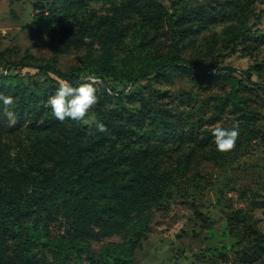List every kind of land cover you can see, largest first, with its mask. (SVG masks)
Segmentation results:
<instances>
[{
  "label": "trees",
  "instance_id": "1",
  "mask_svg": "<svg viewBox=\"0 0 264 264\" xmlns=\"http://www.w3.org/2000/svg\"><path fill=\"white\" fill-rule=\"evenodd\" d=\"M95 3L108 5L109 12L87 18L85 14ZM231 10L243 18L241 26L227 30L232 53H237L243 39L264 44V31L249 24L250 9L242 0L225 1L220 10L213 5L197 6L192 0H174L170 9L157 0H53L48 11H39L32 32L37 38L58 36L60 45L46 43L57 57L74 49L86 48L87 53L81 57L82 66L68 72L59 70L54 60L47 64L21 61L10 64L6 75L0 74V93L15 99L17 115L15 126L6 127L7 118L0 110V264L134 262L149 231L152 215L148 212L162 204L168 188L191 163L187 157L178 169H167L164 158L170 148L211 139L212 127L229 115L253 130V112L240 94L248 89L246 83L253 84L252 73L238 75L235 68L217 65L206 69L183 58L184 37L200 34ZM165 24L173 33L172 48L166 54L153 47L151 37L152 30ZM129 39L132 62L123 59L119 63L117 52ZM96 44L99 59H93ZM30 70L43 81H33ZM176 72L231 90L217 100L210 115L204 105L191 106L190 100L186 104L190 109L179 113L162 110L142 93L139 111L126 107V100L134 98L142 81ZM90 73L105 86L98 90L99 102L92 110L107 127L103 133L94 125L60 122L45 107L58 80L75 87ZM110 81L131 85V91H117ZM47 82L52 85L47 87ZM106 88H111V95ZM111 100L119 103L113 112L104 109ZM7 132L17 140L20 132L27 137L14 164L4 157L2 134ZM54 224L64 227V234L51 237ZM115 235L123 242L94 251L92 242Z\"/></svg>",
  "mask_w": 264,
  "mask_h": 264
},
{
  "label": "rangeland",
  "instance_id": "2",
  "mask_svg": "<svg viewBox=\"0 0 264 264\" xmlns=\"http://www.w3.org/2000/svg\"><path fill=\"white\" fill-rule=\"evenodd\" d=\"M52 1L0 0V74L10 64L21 61L47 64L56 60L58 69L64 72L82 66L81 57L87 53L86 48L57 57L46 43L60 45L59 37L44 34L37 38L32 32L36 15L42 9L48 11ZM157 1L170 9L174 0ZM192 1L197 6L213 5L220 10L221 4L230 0ZM242 2L250 9L249 24L264 31V15L261 16L264 0ZM109 10L108 5L95 3L85 16L103 15ZM231 11V16L228 13L200 34L184 37L183 58L206 69L217 65L235 68L238 75L252 73L253 84L246 83L248 89L241 90L240 94L253 112V130L239 124V138L234 150L229 152L217 151L213 137L201 144L190 142L170 148L164 158L167 169H178L179 162L187 157H191V163L185 174H179L168 188L162 204L148 212L152 215L149 231L132 264H264V44L243 39L238 43L237 53H232L233 46L226 42L227 30L232 25L241 26L243 18L241 13ZM172 34L167 24L158 31L152 30L153 47L168 53L172 48ZM131 52L129 39L117 52L118 62L127 59L131 63ZM100 55L96 44L93 59H99ZM29 72L33 81H43L41 75ZM110 83L117 91L128 87L123 82ZM49 85L52 83L47 82L46 86ZM230 90L229 86L199 83L184 72H176L165 78L142 81L134 98L126 100L125 105L139 111L142 93L162 110L179 113L190 109L186 105L190 100L191 106L204 105L210 115L213 105ZM104 109L113 112L119 109V103L111 100ZM236 117L229 115L217 124L230 127L234 122L239 123ZM5 125L8 126V120ZM19 134V140L9 132L2 134L4 157L13 164L17 153L22 151V142L27 139L24 132ZM64 229L59 224L52 225L51 237L64 234ZM122 242L123 238L115 235L92 242V247L99 252L107 244ZM45 253L51 258L49 252Z\"/></svg>",
  "mask_w": 264,
  "mask_h": 264
},
{
  "label": "clouds",
  "instance_id": "3",
  "mask_svg": "<svg viewBox=\"0 0 264 264\" xmlns=\"http://www.w3.org/2000/svg\"><path fill=\"white\" fill-rule=\"evenodd\" d=\"M81 80L83 82L75 87L67 80H58V87L54 94L48 97L45 107L50 108L55 119L60 122H64L66 119L72 120L89 128L94 125L98 132H106V125L99 121L92 112L99 102L97 92L105 86L101 78L94 73L83 75ZM131 87L129 85L125 91L130 92ZM106 91L108 94H112L111 88H106ZM15 103L16 101L12 96L0 93V110H2L3 116L7 118L9 127H14L17 123V115L13 110ZM211 131L217 151L229 152L234 150L240 134L238 122H234L230 127L217 124L212 127Z\"/></svg>",
  "mask_w": 264,
  "mask_h": 264
}]
</instances>
